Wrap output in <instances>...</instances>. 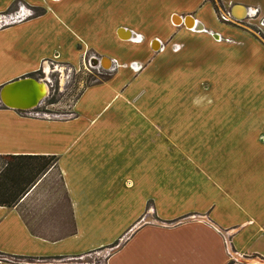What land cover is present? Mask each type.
Here are the masks:
<instances>
[{
	"label": "rangeland",
	"instance_id": "374dc122",
	"mask_svg": "<svg viewBox=\"0 0 264 264\" xmlns=\"http://www.w3.org/2000/svg\"><path fill=\"white\" fill-rule=\"evenodd\" d=\"M45 1L14 0L0 13L24 10L32 13L28 21L42 19L18 33L23 39L21 61L41 66L27 76L47 79L48 93L39 106L15 116L32 122L72 119L79 116L75 106L87 93L84 103H100L94 116L103 122L50 130L34 125L32 132L49 140L73 133L96 135L95 152L88 148L91 142L74 141L71 149L84 145L81 151L112 160L116 152L118 159V223L125 231L114 247L83 262L104 263L138 229L126 228L142 217L151 230L147 235L155 244L157 237L161 246L165 244L168 263L178 256L180 264L189 263L194 255L187 250L207 247L209 228L199 222L204 221L224 236V264H264V257H255L247 246L264 237V167L256 152L264 151V133L255 114L264 104L263 26L254 17L237 20L218 9L219 21L232 34L216 39L211 33L167 23L170 11L190 10L195 0H146L139 9L132 0ZM205 12L212 16L209 9ZM122 27L141 35L142 41L121 40L117 33ZM154 40L163 43L157 50ZM105 57L116 61V69L96 64ZM111 136L117 142L107 141ZM111 150L115 152L109 156ZM47 181L46 191L55 195L46 203L47 214L56 216L50 223L67 224L71 215L61 198L58 171ZM33 223L40 227L48 221ZM70 225L72 230L71 220ZM216 247L214 262L222 258ZM131 257L123 254L115 263H138Z\"/></svg>",
	"mask_w": 264,
	"mask_h": 264
},
{
	"label": "crops",
	"instance_id": "0c3cea01",
	"mask_svg": "<svg viewBox=\"0 0 264 264\" xmlns=\"http://www.w3.org/2000/svg\"><path fill=\"white\" fill-rule=\"evenodd\" d=\"M2 1H0V13L9 9L14 0ZM42 2L46 3L45 0H42ZM217 3L218 5L214 0H195L193 7L188 8L190 10L185 9L183 11L184 8H179L182 9L180 12L175 10L170 11L167 23L170 25L178 23L176 25L179 27H186L187 19L189 22L192 20L193 23L196 20V22H199L197 25L201 23L204 26V30H201L199 27L198 29L200 30L196 29V25L187 27L192 28L191 30L195 33H211L216 38L217 36L220 38L224 33L232 34V30L219 21L216 5L217 9H220L221 12L226 10L231 13L234 10L233 15L237 20H239L236 16L237 11L242 8L249 15H246L247 17L250 19L255 18L252 20L256 23L261 18H264V0H217ZM143 4H147V1L132 0L131 5L134 6V9H139ZM160 6L162 9H169L161 3ZM205 9H209L212 12L211 17L206 14ZM188 14L193 18L186 19ZM38 20L42 19L26 20L23 23L0 29V69L4 70L0 73V88L26 78L30 73L39 71L41 67L39 63L33 64L29 61H21L20 45L23 44V39L18 33V30L21 28L25 27L27 30V27L31 25L41 24ZM181 21L183 23L180 25ZM120 29L131 30L127 27ZM260 29L264 33V27ZM40 33H42V36L44 35L43 32L40 31ZM25 34L30 36L29 34L31 33ZM117 34L121 40L130 41L127 39L128 36H126L127 33L124 30L119 31ZM137 35L138 38L135 41L133 40V42L140 41L142 36L138 33ZM45 38H47L46 35ZM161 44L155 41L153 42V48L157 50ZM107 63H110L109 67L112 66L110 61L102 60L103 66L108 67ZM260 83L264 87V73L261 75ZM258 84L259 82H257ZM88 95L87 93L83 94L75 106V110L79 116L64 121L35 120V122H32L29 119L16 117V112L20 110L11 109L5 105V110L0 108V155H54L58 158L56 166L15 207H0V256L5 257V260H0V264H86L83 260L88 259L94 254L102 253L107 247H114L117 244L114 243L115 240L123 234L120 232L124 226L122 223H118L119 168L117 153L114 151V160L103 155L90 154V152L96 151V145L92 143L96 142V135L73 133L69 138L49 140L32 132V128H35L33 127L34 125H37L38 129L45 127L46 130H50L53 126H68L82 121L83 124L90 125L97 120H102V118L98 119L94 116L95 111L101 108L100 103L96 101L88 104L84 103ZM261 106L255 114L260 128L264 131V104ZM87 111H94L93 115L85 117ZM262 130L259 131L263 134ZM74 141L91 142L89 146L87 145L90 148V152L86 153V150L81 151L84 145L76 148L74 146L71 149ZM107 141L117 142L113 140V136ZM114 152L111 150L110 153H107L109 156H112ZM256 152H259V158H262L261 165L264 167V151ZM259 155L256 153L255 157L258 158ZM242 157L246 158L247 156L244 155ZM54 170L58 171L62 179L64 195L61 198L66 202L70 210L71 219L67 221V224H53L56 222L54 219L56 216L47 214V206L49 204L46 203L55 196L51 192L46 191L49 187L47 179ZM193 217L195 218L196 216ZM141 219L142 217L132 224L130 228H126V231L128 229L133 231L138 227L126 243L115 248L114 252L109 253L104 263L101 264H118L115 263V260L123 254H127L130 257L133 255L134 257L131 258L138 261V263L134 264H180L178 259H181V256H178V259L175 261H170L169 263L166 261L165 244L161 246L159 237L154 238L159 246L154 243L153 239L147 235L151 231L148 229L150 227L146 228L148 224L146 221L144 223V220L141 221ZM43 220L48 221V224L40 225V227L34 226L33 222L42 223ZM63 220L62 218L59 221ZM70 220L73 224L72 230ZM51 221L53 223H50ZM199 222L209 228V232L205 233L207 237L210 235L208 242H206L208 245L204 249L200 248L196 251L194 249L191 251L187 250L194 255L193 260L189 263L183 261V264H224L227 253L226 250L224 251L225 245L220 241V236L223 243L225 241L224 236L221 235L222 232L214 224L211 225L204 221ZM260 237L247 245L251 253L255 254V257H264V237ZM213 244L215 245L213 246ZM176 246L183 249L180 242H177ZM216 246H218L222 258L214 262L217 258L215 257L217 256ZM139 253H142L143 256H138ZM212 255L214 258H212ZM251 262L255 263L259 261L251 260Z\"/></svg>",
	"mask_w": 264,
	"mask_h": 264
},
{
	"label": "trees",
	"instance_id": "16d2710c",
	"mask_svg": "<svg viewBox=\"0 0 264 264\" xmlns=\"http://www.w3.org/2000/svg\"><path fill=\"white\" fill-rule=\"evenodd\" d=\"M57 163L54 155H0V207H15Z\"/></svg>",
	"mask_w": 264,
	"mask_h": 264
},
{
	"label": "bare ground",
	"instance_id": "6f19581e",
	"mask_svg": "<svg viewBox=\"0 0 264 264\" xmlns=\"http://www.w3.org/2000/svg\"><path fill=\"white\" fill-rule=\"evenodd\" d=\"M246 15L248 14L243 8L238 10L236 14L237 18L242 17L239 19H243ZM186 24L188 27H193L195 25L192 20L189 22L188 19ZM129 35L130 34H127L126 36L129 37ZM156 46L158 47L157 43ZM20 80H23V82L14 85L10 83L9 86L5 87L3 90L1 89L0 98L8 108L20 111L23 110V112L30 111L36 108L35 106L39 100L48 93V84L44 79L41 80L40 78L34 77H26Z\"/></svg>",
	"mask_w": 264,
	"mask_h": 264
},
{
	"label": "water",
	"instance_id": "95a60500",
	"mask_svg": "<svg viewBox=\"0 0 264 264\" xmlns=\"http://www.w3.org/2000/svg\"><path fill=\"white\" fill-rule=\"evenodd\" d=\"M233 12H234V10H232L231 11V14L233 15ZM249 16V15H248ZM190 17H192V16H187L186 17V19L187 18H190ZM233 17L234 18H236L234 15H233ZM247 16H245V18H246ZM193 18V17H192ZM245 18H243V19H245ZM239 19V18H238ZM183 23V21H181V23H180V25ZM194 23H195V25H196V29H198V27L201 29V30H204V26L200 23L199 25H197V23H199V22H196V20H194ZM184 25H185V23H184ZM187 27V26H186ZM200 29H198V30H200ZM121 30H124V32H126L127 34H130L129 35V37L127 38L128 40H134V39H137L138 38V35H137V33H135V32H133V31H131V30H127V29H120L119 31H121ZM215 38H216V36L215 35H213ZM219 37L217 36V38L216 39H218ZM155 41H157V42H160L159 40H154V42ZM161 44V43H160ZM162 45V44H161ZM103 59H105V60H107V61H110L111 63H112V66L111 67H113V68H116V66H117V64H116V61H114V60H110L109 58H103ZM101 64H102V62H100ZM99 62H97L96 61V64H100ZM26 77H29V76H26ZM35 78V77H34ZM42 80V79H41ZM44 81L48 84V80L47 79H44ZM21 82H23V80H20V81H16V82H13L12 83V85H14V84H17V83H21ZM7 86H9V84L8 85H5L3 88H2V90L5 88V87H7ZM1 88H0V94H1ZM46 95L47 94H45L44 95V97H42V99L41 100H39V102L37 103V105L35 106V107H37L38 105H40L41 103H42V101H43V99L46 97ZM1 96V95H0ZM0 104L1 105H3L4 106V103H3V101H2V99L0 98ZM21 111H23V110H21Z\"/></svg>",
	"mask_w": 264,
	"mask_h": 264
},
{
	"label": "built area",
	"instance_id": "2783aa9c",
	"mask_svg": "<svg viewBox=\"0 0 264 264\" xmlns=\"http://www.w3.org/2000/svg\"><path fill=\"white\" fill-rule=\"evenodd\" d=\"M230 15V13H229ZM32 16V13L31 12H24V11H20V12H17L15 14H11L9 16H0V29L6 25H15V24H20V23H23L25 22L26 20H28V17ZM232 16V15H230ZM223 18V20H228V18L226 17H220V19ZM259 24L261 26L264 27V18H261L259 20ZM136 39H134L135 41ZM140 41H142V37L140 38ZM101 65V63H100ZM113 68V67H111ZM113 69H116V68H113Z\"/></svg>",
	"mask_w": 264,
	"mask_h": 264
},
{
	"label": "flooded vegetation",
	"instance_id": "af4514ba",
	"mask_svg": "<svg viewBox=\"0 0 264 264\" xmlns=\"http://www.w3.org/2000/svg\"><path fill=\"white\" fill-rule=\"evenodd\" d=\"M106 65L109 67L110 63H107Z\"/></svg>",
	"mask_w": 264,
	"mask_h": 264
}]
</instances>
